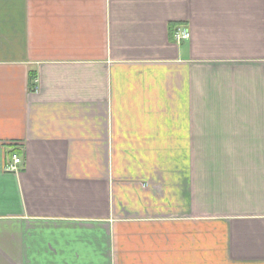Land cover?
I'll return each instance as SVG.
<instances>
[{"label": "crops", "instance_id": "1", "mask_svg": "<svg viewBox=\"0 0 264 264\" xmlns=\"http://www.w3.org/2000/svg\"><path fill=\"white\" fill-rule=\"evenodd\" d=\"M0 264H264V0H0Z\"/></svg>", "mask_w": 264, "mask_h": 264}, {"label": "built area", "instance_id": "2", "mask_svg": "<svg viewBox=\"0 0 264 264\" xmlns=\"http://www.w3.org/2000/svg\"><path fill=\"white\" fill-rule=\"evenodd\" d=\"M175 38L177 41L188 39L189 32L186 29H180L175 34ZM22 163H23L22 158L17 154H13L11 155V160L7 165V169L10 171H16L22 166Z\"/></svg>", "mask_w": 264, "mask_h": 264}, {"label": "trees", "instance_id": "3", "mask_svg": "<svg viewBox=\"0 0 264 264\" xmlns=\"http://www.w3.org/2000/svg\"><path fill=\"white\" fill-rule=\"evenodd\" d=\"M33 78H34V76H33V75H31V76H30V79L32 80Z\"/></svg>", "mask_w": 264, "mask_h": 264}]
</instances>
